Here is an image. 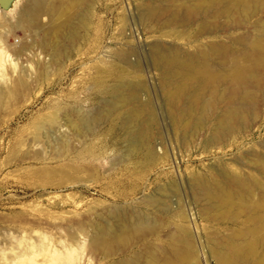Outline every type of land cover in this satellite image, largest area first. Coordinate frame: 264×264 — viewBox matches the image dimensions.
Masks as SVG:
<instances>
[{"label":"rangeland","instance_id":"rangeland-1","mask_svg":"<svg viewBox=\"0 0 264 264\" xmlns=\"http://www.w3.org/2000/svg\"><path fill=\"white\" fill-rule=\"evenodd\" d=\"M27 2L0 4V45L10 55V62L0 73V83L12 92L0 98V247L13 254V245L45 235L57 246L78 245L79 257L70 264H169L177 261V253L184 249L192 252L188 264H219L210 249L213 240L222 241L238 226L201 215L203 204L193 198L188 183L194 172L210 176L214 173L208 172L214 169L217 176L219 162L241 166L251 145L264 153V105L259 106L261 115L255 128L243 139L231 138L229 142L238 141L231 146L207 150L203 137L209 132L184 141L170 129L161 100L160 75L151 68L148 46L156 40L183 41L172 34L173 30L161 33L151 20H143L139 16L142 0H46L47 13L36 24L22 15ZM71 2L77 5L72 7ZM74 13L77 16L71 22L74 29L79 22L78 30L75 37L68 38L69 30L63 24ZM245 25L234 32L245 33ZM52 26L62 30L50 35V41L46 31ZM51 42L58 44L57 48ZM129 48L136 50L132 60L138 59L145 69L138 76L146 83L141 95H150L162 122L154 138L157 149L154 147L151 162L145 161V150L127 157V141L119 128L109 130L110 120L102 118L90 126L87 120L102 105L95 82L101 79L104 85H113L114 69L124 65L120 50ZM56 50L61 54L58 57ZM43 121H49V134L39 126ZM238 154L243 155L241 159ZM243 169L259 175L248 166ZM171 180L177 186L176 197ZM99 232L105 233L98 239L103 244L93 246ZM185 240L191 241L190 249ZM260 248L258 261L264 254V247ZM0 264H4L2 260Z\"/></svg>","mask_w":264,"mask_h":264},{"label":"bare ground","instance_id":"bare-ground-1","mask_svg":"<svg viewBox=\"0 0 264 264\" xmlns=\"http://www.w3.org/2000/svg\"><path fill=\"white\" fill-rule=\"evenodd\" d=\"M45 1L28 0L22 15L36 24L38 20L40 21L41 15L47 13H44L46 10ZM142 1L143 5H140L141 14L139 16L141 15L143 20L147 19V22L151 20L153 26L155 23L156 29L153 28L156 31L173 30L172 34L178 40L183 41L182 43H168L169 40H167V43L164 41L163 43L160 42L161 40H156L147 44L151 57V68L157 70L160 75L161 100H163L171 131L182 139L199 136L202 132H209L207 138L203 137V139H207L206 142L204 140L207 150L208 148L221 149L227 145L231 146V142H233H229L231 138L243 139L247 132H251L255 128L261 115L259 106L264 105V0H153L147 1V3ZM82 3L85 2L82 0ZM8 4L9 0L2 6H8ZM76 5L72 3V7ZM136 6L139 7V5ZM4 10H2L3 13ZM83 10L85 12V8ZM75 14L67 23H64L65 20H63V25L70 33L68 38L75 35V29L78 30L76 27L79 22H76V27L74 25L75 29L71 22L77 16ZM255 16H258L257 19L250 22L249 19ZM244 22L246 23L245 33L241 34L240 32L237 35V32L234 31ZM249 24L250 26H248ZM142 25L144 24L142 23ZM59 29L62 30L55 26H52L50 30L48 28L47 36L49 37L53 33H55L54 35L59 34ZM171 36L169 34L168 37L171 38ZM48 39L52 40L50 37ZM51 43L54 47L58 46V44ZM3 47L0 45V73L3 72L6 62H10V55ZM129 49L123 52L120 50L119 59H121V63L124 62V65L114 69L115 81L111 83L113 85H104L101 79L95 82L98 87V97H100V101L96 100V102H102V105L99 111L94 108L98 112L94 111L93 117L91 116L87 120L88 125L102 118L110 120L107 122L110 124L109 130L111 131L115 127L119 128L120 135L127 141L125 142L127 157L128 154L137 156L145 150L144 159L151 162L153 154L156 152H154L156 146H153L156 143L153 144V142L160 133L161 118L150 95L145 97L141 95V91L146 90V83L138 76H141L145 69L138 59L135 62L132 60L131 56L136 53V50ZM55 54L57 57L61 55L59 50H56ZM136 75V78H131ZM9 93H12L10 89L0 83V98ZM83 117L85 119V116ZM55 119L56 117L52 119V122ZM82 121L84 120L82 119ZM106 121L104 120V124ZM84 122L86 124L87 121ZM85 124L83 123V127ZM97 125L94 128L98 127ZM39 126L43 130L47 129V134H49V130H52L49 121L40 122ZM75 128L77 130V127ZM168 137L170 138V136ZM162 138L160 137V140ZM157 143L159 142L157 141ZM261 143H263L262 140ZM244 149L248 150V147ZM251 149L245 155L247 161L243 162L245 161L243 157V161H241L243 163L239 162L242 164L241 166L255 169L258 176L251 171L244 170L245 167H234L229 162L226 164L219 162L217 176H215L217 172L215 173L214 169L210 168L212 170L208 173L213 171L214 175H210V177L206 176L207 174H200V171V173L194 172L188 183L194 193V195L192 193L193 198L199 204H203L200 205L202 206L199 211L201 215H205L209 219L227 220L238 226L234 233L225 239L223 237L222 241L213 240L210 249L219 264H261L262 258L264 259L262 253L260 256L262 258L259 261L257 258L258 249L264 247V153L257 152L254 147L253 150ZM184 153L186 152L184 151ZM238 155L234 158H237ZM240 156L241 154L238 156L239 159L243 155ZM173 185H175V190L172 189ZM173 185L171 184L172 188L169 186V189H172L173 193L175 192L176 197L179 194L176 183ZM256 190H260L259 197H256V193H258ZM151 200L158 203L156 198ZM145 221L148 222L147 219ZM103 235H105L104 232L95 235L92 245H102V241L98 239ZM185 241L184 245L186 244L190 249L191 241ZM3 248L0 247L2 250L0 261L2 260L4 264H70V262L77 261L79 257L78 245L64 243L62 246H57L56 242L53 243L45 235L39 236L34 241L13 245L11 247L12 250H15L13 254L5 253ZM187 250L179 251L177 261L169 264H188L192 252L188 253ZM262 262L264 263V261Z\"/></svg>","mask_w":264,"mask_h":264},{"label":"water","instance_id":"water-1","mask_svg":"<svg viewBox=\"0 0 264 264\" xmlns=\"http://www.w3.org/2000/svg\"><path fill=\"white\" fill-rule=\"evenodd\" d=\"M7 2V0H0V4Z\"/></svg>","mask_w":264,"mask_h":264}]
</instances>
